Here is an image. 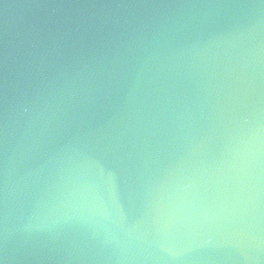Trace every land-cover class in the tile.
I'll use <instances>...</instances> for the list:
<instances>
[{
  "label": "water",
  "instance_id": "water-1",
  "mask_svg": "<svg viewBox=\"0 0 264 264\" xmlns=\"http://www.w3.org/2000/svg\"><path fill=\"white\" fill-rule=\"evenodd\" d=\"M0 259L264 264V0H0Z\"/></svg>",
  "mask_w": 264,
  "mask_h": 264
},
{
  "label": "clouds",
  "instance_id": "clouds-1",
  "mask_svg": "<svg viewBox=\"0 0 264 264\" xmlns=\"http://www.w3.org/2000/svg\"><path fill=\"white\" fill-rule=\"evenodd\" d=\"M0 264H6V259H0Z\"/></svg>",
  "mask_w": 264,
  "mask_h": 264
}]
</instances>
